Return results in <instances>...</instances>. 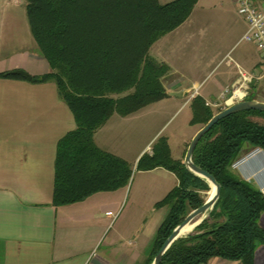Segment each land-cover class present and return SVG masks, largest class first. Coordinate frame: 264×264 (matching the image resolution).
I'll list each match as a JSON object with an SVG mask.
<instances>
[{"label": "trees", "instance_id": "1", "mask_svg": "<svg viewBox=\"0 0 264 264\" xmlns=\"http://www.w3.org/2000/svg\"><path fill=\"white\" fill-rule=\"evenodd\" d=\"M198 1L27 0L32 34L52 69L32 82L55 83L76 122V129L57 145L53 206L75 204L129 185L130 164L100 149L94 136L113 115L128 117L168 97L164 80L171 69L153 58L150 50L189 19ZM0 78L24 79L16 72ZM255 98L249 93L245 101ZM191 105L193 126H204L215 115L200 96ZM254 117L264 118V112L232 114L200 140L193 162L220 184V196L209 218L177 240L161 264H208L213 258L254 264L257 247L264 246L260 225L264 194L234 170L250 151H264V125ZM136 167L142 172L163 168L178 179V185L156 204L169 211L143 263L152 264L173 230L205 203L203 194L211 188L182 160L172 158L166 138L157 140Z\"/></svg>", "mask_w": 264, "mask_h": 264}, {"label": "crops", "instance_id": "2", "mask_svg": "<svg viewBox=\"0 0 264 264\" xmlns=\"http://www.w3.org/2000/svg\"><path fill=\"white\" fill-rule=\"evenodd\" d=\"M172 1L159 0L160 4ZM202 1L199 0L193 12ZM193 12L183 25L159 39L151 52L171 69L165 78L169 79L168 83L164 80L168 98L195 95L210 107H216L220 97L211 98L210 91L195 92L199 87L196 79L176 84L171 78L179 70L167 48L180 31L191 27ZM246 31L247 25L243 35ZM239 60L238 71L229 68L216 81L220 91L232 90L237 85L239 69L260 76V55H241ZM17 71L33 78L49 74L52 69L32 34L27 0H0V74ZM257 82L260 81L254 80L249 85V93L254 92L253 84ZM141 111L128 117L113 115L96 132V145L117 155L108 139L110 132L119 121L132 119ZM75 129L74 116L60 98L55 83L0 78V264H143L148 259L157 230L164 221L163 213L168 209L158 208L156 204L178 185V179L163 168L139 171H158V183L129 184L117 191L96 193L82 202L55 207L57 145ZM186 142L187 139L182 140L177 160ZM148 146L139 151L136 164ZM234 170L264 194V151H250L234 165ZM108 212L116 217L107 216ZM260 225L264 228V214ZM208 264L241 263L213 258ZM254 264H264V246L257 247Z\"/></svg>", "mask_w": 264, "mask_h": 264}, {"label": "rangeland", "instance_id": "3", "mask_svg": "<svg viewBox=\"0 0 264 264\" xmlns=\"http://www.w3.org/2000/svg\"><path fill=\"white\" fill-rule=\"evenodd\" d=\"M200 4L191 17V22H193L191 27L186 31H180V34L175 36L167 48L174 55L175 66L179 70L171 78L176 84L183 83L185 80H187L186 83H189L196 79L199 87L194 90L195 92L210 91L211 98L220 97L216 102V107H211L216 115L233 104L241 102L225 104L232 94L229 90L230 93L221 98V94L225 91H220L216 85L221 74L229 68L238 71L237 64L241 63L239 56L247 54L259 56L260 54L250 43L237 44L246 25L238 15L232 0H203ZM150 55L154 58L152 52ZM165 81L168 83L169 79ZM253 87L254 92L250 93L256 97L254 101L264 103V80L254 83ZM188 97L183 99L167 97L142 109L136 117L115 124L114 129L110 132L111 138L108 139L111 142L110 145L115 146L118 153L116 156L126 160L132 168L133 175L129 183L130 186L138 182L155 185L159 181L160 173L158 171L149 173L137 171V155L146 144L149 145V149L145 153H151L156 141L166 138L169 141L172 158L177 160L181 151V142L187 139L180 155V160L184 162L193 135L203 127L190 124L193 118L190 103L195 95L191 98ZM253 121L264 125V118L254 117ZM209 193L210 191L203 194L205 201L208 199ZM168 211L169 209L163 213L164 219ZM210 212L206 215V219L209 218ZM210 222L212 221L210 220Z\"/></svg>", "mask_w": 264, "mask_h": 264}, {"label": "water", "instance_id": "4", "mask_svg": "<svg viewBox=\"0 0 264 264\" xmlns=\"http://www.w3.org/2000/svg\"><path fill=\"white\" fill-rule=\"evenodd\" d=\"M19 75L23 76L27 80H32V77L26 74L22 71H17ZM173 96H175L173 94ZM248 110H256L264 112V103L257 102V101H241L236 104H233L232 106L226 108L225 110L221 111L220 113L214 115L212 119L204 125L193 137L186 156L184 160V164L186 168L195 176L200 177L201 179L206 180V182L209 184V187L212 188V186L215 187V194L208 198L205 203L198 209L192 211L185 220L178 225L172 232V234L169 236V238L165 241L162 248L159 250L157 256L154 259L153 264H161L162 257L165 255V253L171 248V246L179 239L185 237L184 235L186 229L191 225L194 224V229L198 227L205 219L206 215L212 211L213 207L217 203L221 186L218 184L216 179L210 175L208 172L202 170L201 168L197 167L193 162V153L198 146L200 140L222 119L238 113L242 111H248Z\"/></svg>", "mask_w": 264, "mask_h": 264}, {"label": "built area", "instance_id": "5", "mask_svg": "<svg viewBox=\"0 0 264 264\" xmlns=\"http://www.w3.org/2000/svg\"><path fill=\"white\" fill-rule=\"evenodd\" d=\"M237 13L246 22L247 31L243 35L241 42L254 45L261 56V74L259 77L248 74L239 69V80L237 85L231 90V98L225 104L231 105L236 101H243L249 95V85L254 80H264V0H234ZM230 91H225L221 98L226 97ZM240 93L239 97H236ZM113 219L116 217L112 212L106 214Z\"/></svg>", "mask_w": 264, "mask_h": 264}, {"label": "bare ground", "instance_id": "6", "mask_svg": "<svg viewBox=\"0 0 264 264\" xmlns=\"http://www.w3.org/2000/svg\"><path fill=\"white\" fill-rule=\"evenodd\" d=\"M240 93H237L236 97H239ZM215 194V187L212 186L208 198H211ZM194 230V224H191L185 231L184 235H188Z\"/></svg>", "mask_w": 264, "mask_h": 264}]
</instances>
